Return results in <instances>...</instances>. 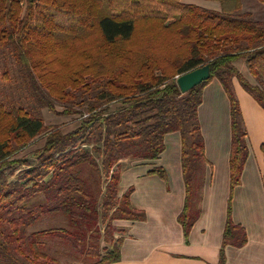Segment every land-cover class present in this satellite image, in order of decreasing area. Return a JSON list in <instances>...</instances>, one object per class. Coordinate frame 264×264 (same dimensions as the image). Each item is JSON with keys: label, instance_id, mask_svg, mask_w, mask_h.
<instances>
[{"label": "trees", "instance_id": "16d2710c", "mask_svg": "<svg viewBox=\"0 0 264 264\" xmlns=\"http://www.w3.org/2000/svg\"><path fill=\"white\" fill-rule=\"evenodd\" d=\"M208 1L221 9L183 0H0L3 60L12 57L41 108L88 116L64 133L0 104V264H62L51 252L56 239L83 264L119 262L124 238L115 237L114 222L145 219L131 206L132 189L120 194L121 162L159 159L176 132L187 194L178 221L188 238L209 164L199 108L214 79L230 102L231 190L240 184L249 149L232 83L264 110V21L243 13L241 0ZM207 65L210 80L183 93L177 78ZM41 135L37 166L15 158ZM19 166L30 168L8 181L6 172ZM149 174L165 177L163 168ZM231 212L232 193L220 264L227 246L247 243ZM49 216L66 226L32 230Z\"/></svg>", "mask_w": 264, "mask_h": 264}, {"label": "crops", "instance_id": "0c3cea01", "mask_svg": "<svg viewBox=\"0 0 264 264\" xmlns=\"http://www.w3.org/2000/svg\"><path fill=\"white\" fill-rule=\"evenodd\" d=\"M259 11H264V6ZM235 65L249 80L251 75L246 63L240 61ZM236 83L233 80L235 88ZM236 94L249 149L240 184L231 190L230 102L220 82L214 79L204 88L199 108L205 158L209 164L196 202L199 216L188 238L178 221L187 194L181 137L176 132L165 137V151L159 159L133 162L121 169L120 194L132 189L131 206L136 212L144 213L145 219L114 222L121 232L118 235L124 238L121 259L114 264H220L231 193V217L245 229L247 243L241 248L227 246L225 264H264V110L251 96L241 94L240 90ZM155 168H163L165 177L149 174Z\"/></svg>", "mask_w": 264, "mask_h": 264}, {"label": "rangeland", "instance_id": "374dc122", "mask_svg": "<svg viewBox=\"0 0 264 264\" xmlns=\"http://www.w3.org/2000/svg\"><path fill=\"white\" fill-rule=\"evenodd\" d=\"M185 3L195 4L204 8H216L220 4L215 1L208 0H183ZM242 12L250 13L253 19L257 21L264 20V11L260 12L259 10L263 5L257 0H241ZM263 13V14H262ZM1 53V51H0ZM3 56L0 54V104L10 109L11 107H23L31 116H40L48 128L57 127L64 133L73 131L77 129L80 124L88 118L87 113L84 117L80 115L67 116L60 115L58 113H53L49 109L41 108L36 102L33 89L30 87V84L24 78L23 74L19 71V66L13 61L12 57H7L3 60ZM241 69V65L239 66ZM249 81L254 83V79L249 77ZM236 82V81H235ZM237 87L232 86V91L237 98L236 91L240 90L241 94L249 95L243 87L237 81ZM236 89V90H235ZM250 96V95H249ZM252 98V97H251ZM62 107V106H61ZM59 106L58 111H61ZM57 111V112H58ZM243 120V118H242ZM45 141V135H41L36 140H34L25 150H23L18 156L17 159H24L29 162L31 166L38 165V159L36 151L42 148ZM133 162H122L121 169L128 167V165ZM30 167L19 166L13 170L6 172L8 176V181H17L21 174L29 170ZM66 226V220L63 217H46L43 219L42 223L38 226L32 228L33 231H38L42 229L52 228V227H63ZM116 230H118L116 228ZM120 231L115 233L116 237H120ZM118 235V236H117ZM62 241L56 239L52 244L51 252L55 255L62 264H83L85 263L82 260V256L78 251L70 245L61 244ZM104 246V245H103Z\"/></svg>", "mask_w": 264, "mask_h": 264}, {"label": "water", "instance_id": "95a60500", "mask_svg": "<svg viewBox=\"0 0 264 264\" xmlns=\"http://www.w3.org/2000/svg\"><path fill=\"white\" fill-rule=\"evenodd\" d=\"M210 78H211V68L210 65H207L178 77L177 84L183 93H188L195 87L210 80Z\"/></svg>", "mask_w": 264, "mask_h": 264}]
</instances>
